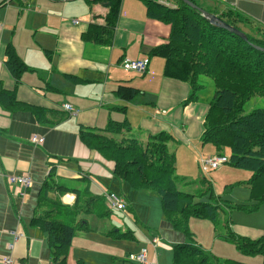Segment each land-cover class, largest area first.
<instances>
[{"label": "crops", "instance_id": "obj_1", "mask_svg": "<svg viewBox=\"0 0 264 264\" xmlns=\"http://www.w3.org/2000/svg\"><path fill=\"white\" fill-rule=\"evenodd\" d=\"M198 2L206 9L228 8L264 30V0ZM107 11L106 5L91 0H0V88L15 89L16 98L30 104L10 107L0 101V264H52L47 232L31 222L49 207L56 208L59 220L78 226L67 251V264H76L78 259L85 264H113L118 258L111 251L113 240L131 242L122 262L147 244L145 262L128 260L174 264L172 244L184 240V234L172 227L163 210L159 224L147 223L148 215V220L137 216V196L151 197L152 190L135 188L115 175L114 161L88 147L80 128L104 130L109 119H126L130 128L113 136L131 133L143 142L150 133L166 130L178 139V146L194 145L201 141L206 104L196 99L182 105L189 84L165 76L164 59L149 54L152 46L166 41L170 26L149 17L144 1H121L110 43L84 39L88 24H104ZM7 43L26 66L17 83L5 62ZM143 57L149 58L144 72L121 65L123 59ZM119 83L133 86L135 95L130 99L116 95ZM65 102L76 113L64 109ZM32 136L43 139L32 140ZM170 145L175 152V144ZM11 173L30 177L24 194L18 184L7 180ZM178 177L182 186L193 183L187 175ZM49 178L56 187L48 190V200L38 199ZM103 189L125 198L126 208L116 211L135 212L139 218L133 220L135 225L113 223L116 211L106 205ZM137 225L151 230L142 232L141 245L133 230ZM126 232L128 236H123ZM261 233L251 229L249 236ZM2 256L12 259L6 262Z\"/></svg>", "mask_w": 264, "mask_h": 264}, {"label": "trees", "instance_id": "obj_2", "mask_svg": "<svg viewBox=\"0 0 264 264\" xmlns=\"http://www.w3.org/2000/svg\"><path fill=\"white\" fill-rule=\"evenodd\" d=\"M91 1H100L108 7V11L105 23H89L82 37L97 43H110L122 0ZM142 1L147 6L149 17L170 26L166 41L152 46L149 54L164 59L165 76L189 84V93L181 104L198 99L199 89L203 86L200 75L212 79L215 88L209 100L200 140L212 142L219 150L229 146L227 162L252 170V176L246 180V184L253 201L230 202L229 206L255 209L264 202V105L246 111L244 104L251 96L264 97V30L228 8L205 9L242 30L246 38L210 22L197 7L185 0H173V4L159 0ZM191 1L200 6L198 0ZM5 54L6 65L17 83L20 72L26 67L25 63L11 43L6 44ZM115 93L123 99H130L135 95V88L119 83ZM0 101L10 107L30 106L16 98L15 89L0 88ZM129 128L126 119H109L104 130L96 127L80 128V137L88 147L97 149L114 161L115 175L135 188L151 189L159 196L166 219L185 236L184 240L172 244L173 263L252 264L231 258L214 262L193 238L188 228V218L191 215L208 218L217 227L219 205L211 199L196 200V193L179 188L175 152L169 148V143L174 141L172 133L166 130L150 133L145 142L131 133L121 138L113 136ZM102 131H108L112 136ZM49 180L43 182L38 199L48 200V190L56 187L52 178ZM53 208L49 207L34 215L31 222L47 232L52 264H67V251L78 226L59 220L55 217L56 208ZM231 223V219L224 222L225 237L244 253H261L264 264V234L257 237L242 235L232 228ZM128 234L123 233V236ZM76 264L85 263L78 259Z\"/></svg>", "mask_w": 264, "mask_h": 264}, {"label": "rangeland", "instance_id": "obj_3", "mask_svg": "<svg viewBox=\"0 0 264 264\" xmlns=\"http://www.w3.org/2000/svg\"><path fill=\"white\" fill-rule=\"evenodd\" d=\"M159 1L167 3L170 0ZM199 4L201 6L200 2ZM199 78L203 86L199 89L198 99L200 102L206 104V109L203 116L205 118V114L209 106V100L213 95L215 87L212 79L209 76L200 75ZM262 105H264V97L254 95L246 100L244 107L245 110L248 111L253 107ZM172 142L173 144H175L176 175H187L186 179H191L190 181L193 182L191 184L182 186L178 181L177 184L179 188L188 191H196V200H199V197L201 196V198H203V201H206V199H211V201L219 205L217 219V221H219V224L217 227L214 226V223L212 221L206 218H198L192 215L188 218L187 224L193 238L202 246L205 251L208 252L212 261L214 262H222L225 259L231 258L252 264H262L263 255L261 253L242 252L237 248L236 244L232 240L226 238L223 233L225 231V226L223 223L226 219H231L233 221L231 223L233 229L242 235H250L249 233L251 229L264 231V202L259 204L258 207L253 210H245L229 206L230 202L253 201L251 200L250 188L246 184V180H248L252 176V170L245 167L234 166L229 162H225L216 168H212L208 171H203L200 168L199 164L200 158L213 156L216 153H223L228 158L230 156L229 146L226 145L219 150L210 141L205 142L201 140L200 142L196 141L194 145L183 144L180 146H178L177 144L178 139H174V141ZM172 142L169 143V147L171 149L172 146L170 144ZM126 190L128 191L129 195L132 194L131 190ZM157 196L158 195L154 191H152L151 197L146 194H139L136 199L137 205H139V208L136 210L137 216L140 218L146 217L145 219L148 220V215L149 222L147 223L150 224H159L161 218L160 214H162V209L159 203V197ZM149 205L151 207L150 210ZM114 214H116V217L118 218V220L116 219V217L113 219V223L116 225H119L122 222L135 225L133 220L138 221L139 219L136 216L135 212L133 213L131 210L127 211V214L126 212L119 213L117 211L114 212ZM133 230H135L136 232L135 235L137 240H139V245L143 243L142 232L143 234L151 232V230L149 231L148 229L142 228L139 225H137ZM262 234L264 233H261L259 235ZM129 244H131L129 240H113L111 251L113 255H118L117 257L119 258H117V261H115L114 258L113 264H134L128 259H126V261L124 262L120 261L122 257H125L126 252L130 250ZM145 245L146 248H149L147 244Z\"/></svg>", "mask_w": 264, "mask_h": 264}, {"label": "built area", "instance_id": "obj_4", "mask_svg": "<svg viewBox=\"0 0 264 264\" xmlns=\"http://www.w3.org/2000/svg\"><path fill=\"white\" fill-rule=\"evenodd\" d=\"M74 21H77L74 19ZM149 63L148 57H143L139 59H130L126 58L121 61V65L126 69L138 70L144 72L147 69ZM63 108L66 109L70 114L76 113L77 109L70 104L65 102L62 104ZM42 137L32 136V140H42ZM228 158L223 153H216L213 156H208L206 158H200L199 164L200 168L203 171H208L212 168H216L221 164L227 162ZM7 180L10 183L18 184L21 187L20 194H24L25 189L31 184V179L27 174L11 173L6 175ZM103 195L105 198L106 205L112 210H124L126 208V200L120 194L113 190L103 189ZM157 239L153 238V242H156ZM11 247L12 244L10 243ZM2 260L6 262L11 261L10 256H2ZM128 259L136 263H143L146 261V248H141L138 252H131L128 254Z\"/></svg>", "mask_w": 264, "mask_h": 264}, {"label": "water", "instance_id": "obj_5", "mask_svg": "<svg viewBox=\"0 0 264 264\" xmlns=\"http://www.w3.org/2000/svg\"><path fill=\"white\" fill-rule=\"evenodd\" d=\"M185 1H187L191 6L197 7L200 10L201 14L203 16H205V18L208 19L210 22H212L215 25H218L220 27H224V28H226L228 30H231L233 32H236L239 35H241L242 37L246 38V35H245V33L242 30H240L237 27L231 25L227 21L223 20L222 18H220L219 16H217L215 13L206 10L205 8L199 6L198 4L194 3L191 0H185Z\"/></svg>", "mask_w": 264, "mask_h": 264}]
</instances>
